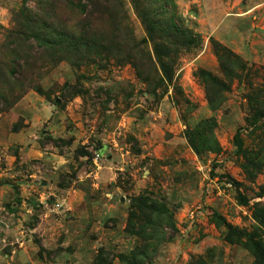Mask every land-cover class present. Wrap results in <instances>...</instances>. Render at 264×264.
<instances>
[{"label":"rangeland","instance_id":"1","mask_svg":"<svg viewBox=\"0 0 264 264\" xmlns=\"http://www.w3.org/2000/svg\"><path fill=\"white\" fill-rule=\"evenodd\" d=\"M120 1L145 39L134 62H46L0 112V264H264L249 241L264 248V0H169L189 34L163 59L170 81ZM23 4L37 8L0 0V57L15 63Z\"/></svg>","mask_w":264,"mask_h":264},{"label":"trees","instance_id":"2","mask_svg":"<svg viewBox=\"0 0 264 264\" xmlns=\"http://www.w3.org/2000/svg\"><path fill=\"white\" fill-rule=\"evenodd\" d=\"M37 8H21L20 19L15 25L11 37L27 47L20 53L18 47L10 53L14 60L0 57V112L10 106L27 88H35L33 80L39 79V66L49 63L55 66L66 62L73 67L96 64L104 68L110 60H121L118 56L141 53V44L145 39L133 37L130 23L120 0H36ZM144 8L139 0H134L135 9L145 26L147 38L153 42V58L148 65L158 67L162 78L172 79L171 69L164 65L163 59L173 63L175 53L188 46L187 31L180 29L167 15L169 0H144ZM191 37V36H190ZM17 42V44H19ZM228 55V53H220ZM1 56V55H0ZM128 61V62H129ZM147 64V62H146ZM18 67L21 70L18 71ZM207 84L216 85L224 91V84L217 78L200 72ZM36 75V78L33 77ZM222 91V92H223ZM260 94L258 89L255 94ZM212 106V98L208 97ZM253 117L262 114L264 101H253ZM256 258L264 260V248L249 237Z\"/></svg>","mask_w":264,"mask_h":264},{"label":"built area","instance_id":"3","mask_svg":"<svg viewBox=\"0 0 264 264\" xmlns=\"http://www.w3.org/2000/svg\"><path fill=\"white\" fill-rule=\"evenodd\" d=\"M189 216H190V217H192V216H193V212H192V211L189 213Z\"/></svg>","mask_w":264,"mask_h":264}]
</instances>
